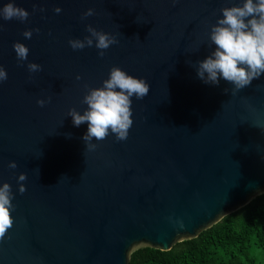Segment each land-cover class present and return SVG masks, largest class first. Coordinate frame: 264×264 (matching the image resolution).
I'll list each match as a JSON object with an SVG mask.
<instances>
[{
    "label": "water",
    "instance_id": "95a60500",
    "mask_svg": "<svg viewBox=\"0 0 264 264\" xmlns=\"http://www.w3.org/2000/svg\"><path fill=\"white\" fill-rule=\"evenodd\" d=\"M13 2L30 15L0 19L8 73L0 83V186L15 195L0 264H128L133 250H170L264 192V74L233 95L232 84H206L196 71L215 49L208 34L220 9L242 0ZM89 8L95 14L82 20ZM89 24L119 41L103 57L68 44L89 35ZM30 29L39 32L25 39ZM15 42L29 48L22 64ZM29 62L42 71L29 73ZM113 66L150 90L132 97L127 140L110 134L88 151L87 123L76 127L67 114L83 113L88 88L101 87ZM39 99L49 102L40 107ZM20 173L28 177L22 195Z\"/></svg>",
    "mask_w": 264,
    "mask_h": 264
},
{
    "label": "clouds",
    "instance_id": "9594fccd",
    "mask_svg": "<svg viewBox=\"0 0 264 264\" xmlns=\"http://www.w3.org/2000/svg\"><path fill=\"white\" fill-rule=\"evenodd\" d=\"M36 9L34 8L33 11ZM43 11V9H40ZM54 11L59 14L62 9L57 7ZM222 18L211 25L208 34L209 46L215 45L204 60L197 62V76L206 84L219 85L220 79L233 85L232 94L235 95L245 87L252 84L254 79H259L264 74V0H242L240 5L223 7L220 9ZM95 14L94 9L85 11L81 19H86ZM30 13L22 7L15 5L13 0L0 7V19L11 21L16 19L20 22L27 21ZM0 25V29H2ZM89 35L83 39H69L68 44L74 50H83L86 47H95L98 56L103 57L105 51L112 45L118 44L116 36L98 31L91 24L85 28ZM33 31L39 29L25 30L22 35L25 39H31ZM135 39L139 40L137 36ZM13 49L17 61H27L29 48L25 44L15 42ZM29 73L42 71V66L27 63ZM8 79V73L0 65V83ZM80 77L77 76V80ZM87 87V86H86ZM150 85L141 78H136L113 66L109 77L105 79L101 87L88 88L81 103L87 108L81 112L75 108L68 111L67 116L72 117L73 125L79 127L87 123V132L82 137L88 151H94L96 141L105 140L110 134L114 135L116 141L128 139L129 130L133 126L132 119V97L142 100L148 95ZM225 93L229 90L225 89ZM50 101V98H49ZM44 99L37 100V104L43 107L47 102ZM10 169H16L17 163L10 161ZM26 173H20L17 177L18 193L24 194L27 180ZM15 195L9 183L4 182L0 186V241L14 226L12 212L15 210L13 200ZM174 226L183 227V221L168 217Z\"/></svg>",
    "mask_w": 264,
    "mask_h": 264
},
{
    "label": "trees",
    "instance_id": "16d2710c",
    "mask_svg": "<svg viewBox=\"0 0 264 264\" xmlns=\"http://www.w3.org/2000/svg\"><path fill=\"white\" fill-rule=\"evenodd\" d=\"M128 264H264V192L170 250H133Z\"/></svg>",
    "mask_w": 264,
    "mask_h": 264
}]
</instances>
